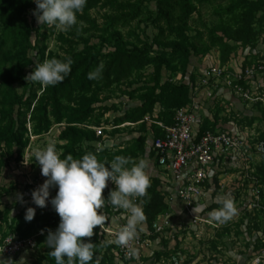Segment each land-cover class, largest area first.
Instances as JSON below:
<instances>
[{"label":"trees","instance_id":"trees-1","mask_svg":"<svg viewBox=\"0 0 264 264\" xmlns=\"http://www.w3.org/2000/svg\"><path fill=\"white\" fill-rule=\"evenodd\" d=\"M194 1L198 0H87L83 14L77 16V26L59 37V40L67 45L65 55L51 56L61 60L70 57L73 61L70 75L56 86L44 87L40 95L34 90L28 95H21L17 86L27 88L26 77L36 65L43 63L46 49L38 50L37 56L40 59L35 63L30 54L31 39L35 33L36 43L39 42V30H34L25 18V14L35 3L32 0H0V147L3 148L0 157V176L4 169V162L8 158H14L17 163L24 160V150L28 147L30 140L29 133L32 134L31 136L40 137L47 134L54 125L64 123L67 126L59 136V140L65 143L61 147L62 159L68 154L79 159L85 154L93 153L97 155L100 162L103 158L109 157L110 160L106 165L117 155L128 157L133 163L138 162L146 154L147 137L145 135L149 129L156 137L163 135L157 125L148 126L143 121L149 116L166 126H171L174 124L176 112L193 104L194 86L202 74L196 76L193 72L191 73L189 70L191 58L193 55H203L213 47L222 48L225 52L228 45L223 37L216 36L220 30L224 37L239 41L246 46L245 56L250 53L254 56L261 54L259 53L261 49L256 50V47H252L257 43L258 38L251 24L255 16L260 13L264 15V0H229V14L243 10L242 16L235 17L239 29L235 32L224 26L220 27V30L214 29L210 45L192 44L190 48L184 43L188 40L186 36L188 20L197 11ZM199 1L208 4L218 0ZM150 4L156 7V17L148 8ZM95 10L103 12L102 24L92 18L91 13ZM177 10L181 12L178 17L180 24H176L177 19L174 17ZM135 22L151 23L156 27L157 34L152 42L149 38H141L140 35L136 37L137 43L124 41L119 28L128 27ZM92 30L109 37V40H105L109 44L106 53L91 44L89 39L82 37L83 34ZM171 36L177 37L178 42L168 43ZM202 39V35L197 36V40ZM80 46L82 49L79 48ZM101 63L104 66L101 77L97 80H89V72L94 71ZM252 64L245 63L244 66ZM148 68L151 69L150 73L145 72ZM178 68L182 69L180 83L164 79L165 69L175 71ZM134 79L136 82L145 80L146 83L133 87ZM245 83L240 84L245 86ZM125 84L127 86H124ZM38 86L41 89V85ZM114 87H119L121 90L124 88V95L129 96L130 99H136L139 104L131 107L113 123L92 124L98 111L97 105L101 103L100 94ZM111 109L113 108L102 107V114ZM218 110H221V107L215 109L216 112ZM218 117L214 122L205 119L201 132L216 129L220 122ZM126 123L139 124L137 131L141 136L138 139L128 142L123 149L119 150L97 147L102 139L98 138L96 132L90 128H116ZM256 141L264 143V133ZM256 172H258L256 180L263 183L264 162ZM114 189L115 185L109 181L108 187L104 190V197L107 198L109 192ZM12 190V187L0 186V211L2 199L9 196ZM166 198L165 193L163 194L160 190V181L151 178L147 195L138 198V204L143 208L146 217L144 223L149 231L162 215L170 211ZM105 209L109 211L113 208L106 204ZM10 213L8 208L0 212L8 229L0 234V243L9 233L16 234L22 239L34 237L43 250L33 264H55L54 258L50 256L52 249L45 244V241L48 235L47 230L55 231L58 228L59 215L56 212L38 215L31 222H27L26 211L20 212L12 220H10ZM41 230H44L43 235ZM85 240L94 243V255L90 264H120L123 261L118 255L117 245L104 243L100 227L94 229L93 237L85 238Z\"/></svg>","mask_w":264,"mask_h":264},{"label":"rangeland","instance_id":"rangeland-1","mask_svg":"<svg viewBox=\"0 0 264 264\" xmlns=\"http://www.w3.org/2000/svg\"><path fill=\"white\" fill-rule=\"evenodd\" d=\"M194 5L197 8V11L191 16V18L188 20L187 24V30H186V36L187 39L184 45L189 46L192 48V44H196L198 46L200 45H210L211 44V36L214 29H219L220 27H227L229 30L235 32L239 29V26L236 25V16H242L243 10H238L235 12V14H229L228 13V7L230 5L229 0H218L214 1L212 3L204 4L200 3V1H194ZM37 8V5L35 4L30 10L25 14V18L27 20V23L33 27V29L39 30V42L36 43V36L35 33L32 35V49L30 50L31 56L34 58L35 63L39 61L38 50L45 48V59H51V56L54 55H60L64 56L65 50L67 49V45L62 43L59 40L60 35L65 34V31L57 30L54 26L48 27L46 25H39L37 23L36 17L33 15V11ZM148 8L150 11L153 12V16L156 17L157 10L155 9V5L152 6V4L148 5ZM92 18L95 19L99 24L103 23L102 15L103 12L100 10H95L91 13ZM181 12L180 10H177L175 12V19H177L176 24H180L178 22V17H180ZM149 16V15H148ZM252 30L256 37L258 38L257 43L252 45V47H256L257 49H262L264 47V15L262 13L255 16L254 19H252ZM220 30V29H219ZM119 31L122 33V36L124 38V41L128 43H137V35H140L141 38H149L150 42L153 41V37L157 34L156 27L151 23H138L135 22L132 25L122 28H119ZM45 34V37H42L41 35ZM202 35V40H197V36ZM217 37H223L224 42L228 45V49L223 52L222 48L219 47H213L211 50H209L207 53H204L203 55H193L191 58V66L189 70L191 73L193 72L196 74V76H199L198 74L202 73L205 69L211 66H220L222 68H227V72L224 76L226 78L227 76H230L231 78L234 76L235 72L234 70L230 69L228 70V67L230 64L235 67V65L238 63L250 65L256 60H260L262 56L261 50H259L260 55L254 56V54L245 56V49L246 46L240 43L239 41L228 39L224 37L223 32L220 30L217 34ZM84 39H89L90 43L95 45L98 49L102 50L103 52H107L108 50V43L106 42L109 40V37L106 35H103L100 32L97 31H90L89 33H85L82 36ZM106 40V41H105ZM75 41V40H74ZM76 41H78L76 39ZM178 42L177 37L171 36L169 37L168 43H175ZM36 47V48H35ZM82 49V46L79 47ZM158 50V48L156 47ZM229 54V55H228ZM224 60L225 63H224ZM35 70V69H34ZM30 71L27 75V77L34 71ZM146 73H150L151 69L148 68ZM164 79L170 80L174 83H180L182 80V69L178 68L177 70H170L165 69L164 72ZM134 85L133 87H139L143 85L145 80L137 81L134 79ZM223 83V82H222ZM222 83H217L216 86L228 88V86H225ZM26 85L27 88H24L23 86H17L18 92L21 95H28L30 91L34 90L37 91L38 95H40L43 92L44 86H42L39 82H31L26 79ZM41 85V89H39V86ZM124 86H127L126 84ZM246 90L247 96L244 98H238L239 102L243 100L240 104H247L250 106L248 109V112L245 113V109L240 110H231L230 114H227V109L221 108V110H218L216 113L217 115H222L223 112L226 113V115L231 116V120L237 124V126L240 128V131L249 134L252 136L253 139H259L261 135L264 133V76H262L258 81L245 83V86H243ZM124 88L122 90L118 87H114L110 90H106L100 94V100L101 103L97 105L98 111L96 113V116L94 120L92 121V124L96 125V123H109L114 122L119 116H121L123 113L127 112L131 107H135L139 103L136 99H130L129 96L124 95L123 92ZM235 97H237L235 94H233ZM239 97V96H238ZM241 99V100H240ZM224 101L223 99H221ZM221 101V102H222ZM238 102V103H239ZM237 103V104H238ZM112 107L111 111L105 112V114H102L103 110L102 107ZM101 114L103 116H101ZM224 115V114H223ZM149 117V116H148ZM223 117V116H221ZM253 119V121H250ZM67 125L61 124V125H54L52 129L47 133L40 137H36L35 139L31 138L28 147L24 150V160L20 163H17L14 158H8L4 163V169L2 170V175L0 176V186L4 187H12L13 190L9 196H6L2 199V206L1 211L4 212L6 208L10 210V220L14 218L16 215H18L22 211H27L28 208H35V204H33L31 201V198H29L30 195V186L28 185L29 180H36L38 184H43L46 181V177H44L41 174V168L38 164V162H35V156L34 152L36 150H43L45 149L49 144H53L56 147V150L58 154L61 156L63 151L61 147L65 144L64 142H61L59 140V136L63 129H65ZM30 129V125H28ZM110 130L104 131V135H122V137H126L127 139L133 137L134 135H139L138 133V126H125L121 127L118 130L111 131ZM115 132V133H114ZM3 152V148L0 147V157L1 153ZM29 157L31 160L27 166H24V161L26 157ZM9 157V156H8ZM109 157L103 158V161L105 164L109 162ZM264 162L263 156L256 157L254 161V167L252 168L250 174L248 176L242 175L240 176L238 174V170H231L226 171L229 175L224 178V180L232 181L231 186L227 187L225 184H222V178L220 176L224 175V173H220L218 176L219 178H215V194H214V200L218 201L217 203H214L210 206L211 211L214 209L222 207V204L220 201L222 199L228 198L232 199L234 202V206L236 208V213H239L234 217H237V219H229L227 221H231V223L234 224V228L239 234L238 236L235 234L233 236L229 237V244L232 247L241 248L242 246H245L250 239H253V242L260 241L262 244H264V181L263 183L260 181L258 182L256 179V170L258 167H260ZM226 174V173H225ZM112 183V182H111ZM230 183V182H229ZM243 183V184H241ZM114 185V184H113ZM58 187L50 189L52 192H57ZM163 194L164 192L161 191ZM260 197V203L258 207H254L256 203V196ZM23 194V201L18 199V195ZM167 200V198H166ZM169 204V203H168ZM170 206V204H169ZM182 208V207H181ZM209 208V207H207ZM208 209V210H210ZM101 211L104 212L106 216V223L103 226V228H100V232L102 235V238L104 239V243H108L110 240H114L113 237V231L117 229L112 228L110 226L109 222L111 219H114L117 221L121 220L120 216L123 215V210L121 211H115L113 209H110L109 211H106L105 207L101 209ZM170 211L164 215H162L158 220L165 217L166 215L170 214ZM206 211V209H204ZM202 212L204 214L205 212ZM108 212V213H107ZM232 217V218H234ZM3 218L0 215V234L5 232L7 229V225L4 223ZM202 218V217H201ZM203 219V218H202ZM204 222L201 224L202 229H205V225L207 222H205V219H203ZM244 221L246 224H243V227L239 222ZM123 221V220H122ZM242 221V222H243ZM118 222V221H117ZM241 222V223H242ZM206 223V224H205ZM239 223V224H237ZM119 224V222H118ZM173 224V222H172ZM236 224V225H235ZM143 228L147 226L146 223H143ZM172 226V225H171ZM148 227V226H147ZM213 229V234L208 235L205 232H203V235H201V238L199 241H197L198 246H200L202 249H209L206 248V245H212L214 248L221 249L225 245L223 234L225 233L222 229L227 227V223H219L214 221L213 226H211ZM111 228V229H110ZM171 228V227H170ZM170 228L166 229L165 232H167ZM244 231V232H242ZM187 231L181 230V234H186ZM157 235L154 232V229L150 230V236L147 238L148 241H150L149 246L151 243H154L155 238ZM213 237L211 238V236ZM179 236V235H178ZM193 236V235H192ZM188 239H191L189 235L185 236ZM261 237L262 240H259ZM190 242L192 240H189ZM109 244V243H108ZM114 244V243H112ZM116 245V244H114ZM42 248L38 246V250L34 253H27L23 255H18L15 258H6V257H0V259H11L13 261H19L21 257H25L24 264H33L38 257H40ZM264 250V245L259 249V251H255V256L262 253ZM156 253V252H154ZM215 259H221V254L218 251L214 254ZM252 257V258H253ZM153 258L157 260V255H153ZM189 260V256L187 257ZM214 259V260H215ZM143 259H140V262L142 263ZM147 260V259H145ZM173 261V260H172ZM175 264V262H174Z\"/></svg>","mask_w":264,"mask_h":264},{"label":"clouds","instance_id":"clouds-1","mask_svg":"<svg viewBox=\"0 0 264 264\" xmlns=\"http://www.w3.org/2000/svg\"><path fill=\"white\" fill-rule=\"evenodd\" d=\"M37 5L33 11L37 23L41 26L55 27L60 31H69L78 24V14H83L87 0H32ZM72 59H45L36 65L35 70L26 79L39 82L42 86H56L62 83L71 73ZM101 63L94 71L89 72V80H97L103 71ZM111 147V145H107ZM35 162L41 168L46 181L32 192L33 203L39 208L48 206L50 189L58 187V192L50 203L60 217L55 231L47 230L45 244L52 249L50 256L55 264H90L93 260L94 243L86 241L94 235V229H101L106 223L102 208L109 205L115 211L123 210L126 225L121 228L114 240L109 244L127 247L138 237L146 220L143 208L134 203L135 198L145 197L151 185V178L146 169L147 161L140 159L132 162L130 158L117 155L109 163L98 160L96 154L88 153L76 159L71 154L61 158L55 145L49 144L43 150L34 152ZM131 165V166H129ZM111 181L115 189L104 197V190ZM23 201V194L18 195ZM222 207L209 213L211 220L224 223L236 214L232 199H222ZM206 205H197L193 212L197 216L204 211ZM36 215L35 208H28L25 220L31 222ZM44 234V230H41ZM129 256L139 259L138 253L130 249ZM25 257L19 261L0 259V264H24Z\"/></svg>","mask_w":264,"mask_h":264},{"label":"built area","instance_id":"built-area-1","mask_svg":"<svg viewBox=\"0 0 264 264\" xmlns=\"http://www.w3.org/2000/svg\"><path fill=\"white\" fill-rule=\"evenodd\" d=\"M261 59L251 66H244L238 63L235 67L233 64L227 66L228 70H234L235 74L231 78H224L227 68L220 66H211L205 69L201 74L200 80L194 86L193 104L175 114L174 124L166 126L160 121H156L151 117H146L143 122L157 125L163 135L161 137L153 136L150 143L149 152L153 154L157 166L164 170L175 183H177L176 199L180 203L184 212L193 214V208L200 203L205 196L206 184L215 187V178H218L217 170H232L241 168L243 174L248 176L253 168V158L264 155V143L257 142L252 136L239 130L229 131L218 126L216 129L201 132L202 125L205 121L203 109L194 103L195 98L201 89H206V99L214 97L213 87L217 83H222L235 94L238 98L247 96L245 88L241 82H255L264 76V47ZM90 128V127H89ZM94 130L98 138H105L104 131L106 128H90ZM35 139V136H31ZM99 149L106 148L104 143H99ZM31 160L27 156L24 166H27ZM218 176V177H217ZM31 192L29 198L33 203L32 192L42 184H38L36 180H29ZM215 190V188H214ZM213 190V191H214ZM215 192V191H214ZM48 206L39 208L35 205L36 215H44L55 212L50 203L57 192L50 191ZM260 197L256 196L254 207H258ZM134 203L138 204V198L134 199ZM34 204V203H33ZM172 215L168 214L153 224L154 232L162 235L165 230L172 225ZM204 220L200 216L193 215L192 223L201 225ZM126 225L123 220L118 228L113 231L114 239L118 235L122 227ZM144 226H142L143 228ZM150 236L149 228L146 226L142 231H138V237L133 239L127 247L118 246V255L123 261H133L135 258L128 255L130 249L136 252L141 247H148ZM38 250L36 238L22 239L16 234H7L0 243V257L15 258L18 255L34 253ZM175 264H179L174 260ZM264 250L261 254L252 258L250 264H263Z\"/></svg>","mask_w":264,"mask_h":264},{"label":"crops","instance_id":"crops-1","mask_svg":"<svg viewBox=\"0 0 264 264\" xmlns=\"http://www.w3.org/2000/svg\"><path fill=\"white\" fill-rule=\"evenodd\" d=\"M206 89H201L200 93L195 98L194 103L201 106L203 109L204 119H208L211 122H214L215 118L218 117L216 114L215 109L217 107L225 108L227 109V114H230L234 110H244L245 113L248 112V109L250 106L245 104H240L238 97H235L233 95V92L229 88H223L221 87H213V93L214 97L211 99H206L205 93ZM223 99L224 101H222ZM222 101V102H221ZM239 102V103H238ZM238 103V104H237ZM233 110V111H231ZM224 114V115H223ZM223 116V117H221ZM231 116L226 115L225 112L218 117L220 122L218 123L220 127L223 129L229 130V131H236L240 128L235 124L233 120L230 119ZM148 124V126H151L152 124L145 122ZM125 126H139V124L133 125L131 123H126L120 127H111V131H114L117 128L125 127ZM110 127H107L106 129H109ZM110 130V129H109ZM109 132V131H108ZM141 135H134L133 137L127 139L126 137H122V135H105V138L102 139V142L106 145H111V147H107L113 150H119L123 149L128 142H131L133 140H136ZM147 144H146V154L143 157L144 160L147 161L148 167L146 169L148 175L150 178L158 179L160 181V190L165 193L167 196V202L170 204L171 212L170 215H172V221L173 224L171 228L165 232L162 235H158L155 238L154 243H151L148 247H141L137 250V253L139 255V259H135L134 261H122L120 264H174V260L178 261L179 264H250L252 257L255 255L259 249L264 245L260 241L253 242V239H250V241L241 248L231 247L229 242V237L233 235H239L234 227V222L231 223V221H226L227 227L223 228L222 230L225 232L223 234L224 241L226 242L225 245L221 249H216L212 247V245H206V248L209 249H202L200 246H198L197 241L201 238V235H203V232H205L208 235L213 234V229L211 226H213V220L210 219L209 213L211 212L210 206L214 203H217L218 201L214 200V194L215 192L214 187L212 185L206 184V191L205 196L201 200L200 203H197V205H206L204 211L205 213L202 214V212L198 215L205 219V222L207 224L205 225V229H202V225H194L192 223V216L196 215L194 212L192 215L189 213L184 212V210L181 208L180 203L176 199V190H177V183L173 181V179L162 169H160L157 164L156 160L154 159L153 154L149 152L150 150V143L155 136L149 129L147 135ZM259 157V156H258ZM256 157L253 158V167H254V161ZM232 170H238V174L240 176H244L243 170L241 168L238 169H232ZM226 171H231L229 169L221 171L217 170V173H224V175L220 176L222 178V184H225L227 187L231 186L232 181L224 180L229 174ZM218 177V176H217ZM219 178V177H218ZM230 182V183H229ZM243 184V183H241ZM196 205V206H197ZM209 207V208H207ZM210 209V210H208ZM239 213H236L235 216H238ZM234 217V216H233ZM237 217L231 218V219H237ZM121 220H114L111 219L109 224L112 226V228H118V226L121 224L122 220H125L123 218V215L120 216ZM243 221V220H242ZM241 221V222H242ZM242 228L244 221L241 223ZM237 223V224H239ZM236 225V224H235ZM234 226V227H233ZM111 229V228H110ZM181 230L187 231L186 234H181ZM244 232V231H242ZM179 235V236H178ZM189 235L191 239L186 238L185 236ZM193 235V236H192ZM213 235L211 236V238ZM239 237V236H238ZM189 240H192L191 242ZM259 240H262L261 237ZM150 243V241H149ZM220 252L221 259H215L214 254L217 252ZM256 251V252H255ZM156 252V253H154ZM153 255H157V260L153 258ZM189 256V260L187 257ZM140 259L142 260V263L140 262ZM147 259V260H145ZM215 259V260H214ZM173 260V261H172ZM264 264V263H263Z\"/></svg>","mask_w":264,"mask_h":264}]
</instances>
